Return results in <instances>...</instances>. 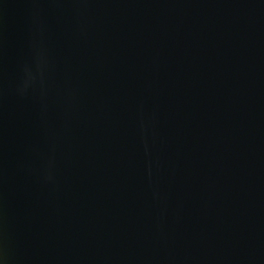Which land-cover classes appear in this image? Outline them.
Segmentation results:
<instances>
[{"label": "water", "instance_id": "water-1", "mask_svg": "<svg viewBox=\"0 0 264 264\" xmlns=\"http://www.w3.org/2000/svg\"><path fill=\"white\" fill-rule=\"evenodd\" d=\"M0 264H264V0H0Z\"/></svg>", "mask_w": 264, "mask_h": 264}]
</instances>
